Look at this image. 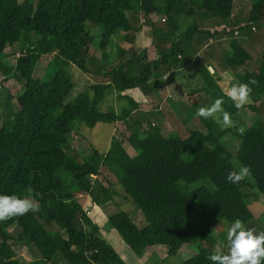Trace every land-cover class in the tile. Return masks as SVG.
Returning <instances> with one entry per match:
<instances>
[{
	"label": "trees",
	"instance_id": "obj_1",
	"mask_svg": "<svg viewBox=\"0 0 264 264\" xmlns=\"http://www.w3.org/2000/svg\"><path fill=\"white\" fill-rule=\"evenodd\" d=\"M252 1L246 22L249 28L233 22L235 0H0V72L6 79L14 77L24 83L22 91L9 98L15 107L4 102L8 110L0 122V195L33 198L40 209L0 222L2 242L33 246L44 264L57 256L67 264H126L84 208L87 196H93L84 181L103 176L105 170L116 174L125 199L142 211L148 223L138 228L125 212L108 217L110 226L136 255L148 247L165 246L175 256L184 246L211 238L207 223L201 227L184 223L172 208L175 203L200 206L215 222L242 220L231 197L247 204L243 190L249 181L232 184L226 179L235 164L223 139L234 134L233 130L209 127L208 132L191 129L185 139L176 131L166 136L161 110L151 109L149 115L160 119L151 120L143 109L148 104L137 103L126 93L135 89L151 93L150 82L161 68L173 60L176 63L180 54L208 38L240 33L242 41L231 45L224 65L229 70L247 66L252 55L243 43L253 35L255 25L264 22V0ZM139 13L152 23L162 16L169 26L155 28L154 41L159 42L138 52L122 45L131 43L130 33L137 29L129 15ZM182 16L221 21L218 24L224 27L211 32L193 25L179 32ZM91 20L98 26L97 39L89 32ZM95 39L104 67L92 70L88 56ZM166 41H170L168 47ZM16 44L20 45L19 56L11 66L5 53ZM153 50L157 58L149 59ZM112 53L118 59L115 63H111ZM42 56L53 58L38 78L32 74V63ZM76 70L100 78L87 84L92 94L86 91L71 97L77 87ZM252 79L258 85L252 86L251 103L243 109L257 114L255 104L264 99V72L249 71L241 83ZM112 94L123 105L119 111H102L101 105ZM99 123L116 124L140 162L117 137L106 153L83 141L90 152L80 159V151L71 150L73 136ZM237 136L241 146L236 160L250 167L254 186L264 197V128L243 129ZM244 224L257 233L264 231L254 218ZM11 228L15 239L8 235ZM210 254L201 249L184 264H211L206 259ZM0 264L23 263L11 253L8 258L0 257Z\"/></svg>",
	"mask_w": 264,
	"mask_h": 264
},
{
	"label": "rangeland",
	"instance_id": "obj_2",
	"mask_svg": "<svg viewBox=\"0 0 264 264\" xmlns=\"http://www.w3.org/2000/svg\"><path fill=\"white\" fill-rule=\"evenodd\" d=\"M252 3V0H235L232 16L233 22L236 23L235 26L248 25L246 22L250 15ZM129 16L134 19L133 23L138 30L136 29L137 31L135 30L130 33L131 43L126 44L124 42L122 45V47L128 50L134 49L139 52L148 46H155L159 41H154L153 30L157 27L165 29L169 26L162 16H160L158 20L155 19L156 21L153 23L150 19H145L142 13ZM178 23L179 32H184L193 25L210 30L211 32L215 31V29H222L224 27V25L218 24L222 23L221 21L214 22L213 20H202L200 17L187 18L186 16H182ZM88 24L90 35L97 39V23H95V20H91ZM252 30L253 35H249L246 40L247 43H243V47L252 55V61L247 66L240 67L236 70H229L224 65L225 59L231 54V45L242 41L240 39V33L227 34L218 36L217 38H208L198 46L193 44V47H191L188 52L180 54L176 63H174L173 60L166 68H161L158 73L159 75L152 78L150 83L153 86L151 93L146 94L140 89H135L129 91L128 94L133 95L138 102L148 104L149 107L143 108L145 110L144 112H149L151 109L154 110L160 106L164 108L162 112L165 113V120L167 117V121L169 122L168 125L167 123L162 124L163 132L166 136L176 131L181 138L185 139L188 137V131L191 129H200L204 132H208L209 127H211L212 130L232 129L235 135L231 134L224 138L223 141L233 154V162L236 166L237 152L241 146V140L237 135H239L243 129L245 130L250 127L260 126L264 128V99L255 104L259 112L253 114L249 109L238 111L227 97V92L230 87L234 83H241L249 71L254 73L264 72V22L256 24L255 28ZM249 32L248 30V33ZM96 39L91 43L89 49L90 54L88 56V67L92 70L97 67H104L103 55L98 49ZM169 42L170 41L164 42L167 47L170 45ZM19 49L20 45L17 44L15 48H12L10 52H8L10 55H5V57H7L6 61H8L11 66L14 65L13 59L15 58V53L19 51ZM52 58L53 56H42L38 61H34L32 63V74L38 78H42ZM111 58V63L118 61L116 55L113 53L111 54ZM156 58V51L153 50L149 52V59ZM209 67L214 69V74H209ZM75 73L77 87L73 90L71 97L86 91L92 94L90 86L87 84L99 82L100 78L85 74L79 70H76ZM23 85L24 83L22 80L14 77L6 79L0 72V122L7 116L8 109L4 106V102L10 101V104L15 107L13 105V103H15L14 100H9V98L12 96L16 97L22 91ZM180 92L183 93L180 94ZM169 95H171V97H169ZM167 98L170 101L163 103ZM217 98L224 99L223 108L230 113L231 119L235 122V127L223 128L221 124L217 123L214 119L199 120L195 116L198 108L210 106ZM250 103L251 101L249 99L248 104ZM121 105H123V103L117 100L115 95L112 94L109 95L106 101L101 105V109L102 111H119ZM171 106L172 108L170 110ZM227 107H230V109ZM167 109L170 111L168 110L169 112H167ZM218 115H220L222 119V114ZM148 117L151 118V120H160L158 115L155 118L151 115H148ZM120 134L121 131L116 124L99 123L93 129L83 127L82 133L73 136L71 150L80 151L79 157L82 159L81 156L83 153L90 152L89 147L82 144L84 141L85 144H88V142L93 143L99 152L106 153L110 149L112 138L117 137L122 141L128 153L140 162L135 149L127 140L122 138ZM70 155H74V153L70 152ZM247 180L249 181V186L243 190L244 194L247 195V204L237 196L231 197V200L241 213L243 223L244 221L254 218L264 227V197L260 194L259 190L255 188L252 177ZM84 182L87 183L89 191L93 192L92 197L87 196L86 199L88 202L84 207L89 212V215H87L89 217L93 215L91 218H94V221L101 226V235L103 239L107 241L124 260H128L129 258L126 252L136 258L137 256L133 254L123 242L118 232L110 226L108 217L118 212H125L138 228H145L148 223L142 211L131 201L125 199V194L121 191L122 188L117 183L115 173L105 170L103 176L99 178L93 177L89 179L88 182L87 180ZM107 189L108 191L110 189L111 193H107ZM172 208L177 216L186 224H193L201 227L204 223H207L211 228V238L201 243L192 242L184 246L175 256H170L167 248L163 250L164 247H148L149 250L146 251L145 259L141 264H184L185 261L196 256L201 249L213 253L215 245L220 241L226 240L227 228L230 226V223L224 220L215 222L207 214L202 212L200 206L195 209L185 203H175L172 204ZM215 228L216 230L213 231ZM50 229L56 230L55 228ZM14 231V228L8 230V235L13 239L16 238ZM153 250L156 251L153 252ZM11 253H14L16 258L23 264H44L45 262L41 259L38 251L33 246L14 241L6 245L2 242L0 237V257L8 258ZM49 264L67 263L61 256H57L55 260Z\"/></svg>",
	"mask_w": 264,
	"mask_h": 264
},
{
	"label": "clouds",
	"instance_id": "obj_3",
	"mask_svg": "<svg viewBox=\"0 0 264 264\" xmlns=\"http://www.w3.org/2000/svg\"><path fill=\"white\" fill-rule=\"evenodd\" d=\"M208 72L212 75L214 69L209 67ZM256 85L258 81L252 79L247 83H234L230 87L227 97L237 110L243 109L248 104L252 86ZM223 105L224 99L217 98L210 106L198 108L195 116L214 119L223 128L235 127V122L231 119L230 113L224 110ZM218 114H222V119ZM251 176L250 167L237 162L236 166L227 173L226 179L229 183L239 184ZM39 210L38 202L33 198H22L15 194L0 195V222ZM206 259L211 261V264H261L264 261V231L257 233L255 228H246L243 221L237 218L227 228L226 240L218 242L214 252Z\"/></svg>",
	"mask_w": 264,
	"mask_h": 264
},
{
	"label": "crops",
	"instance_id": "obj_4",
	"mask_svg": "<svg viewBox=\"0 0 264 264\" xmlns=\"http://www.w3.org/2000/svg\"><path fill=\"white\" fill-rule=\"evenodd\" d=\"M17 45V44H16ZM15 45V46H16ZM15 46H13V47H11V48H8V50H7V52L5 53V55H10V53H8V52H10V50L12 49V48H15ZM5 58H7V57H5ZM151 83V82H150ZM150 87H151V89H152V85L150 84ZM129 92V91H128ZM128 92L126 93V94H128ZM169 94V93H168ZM130 96H132L133 97V95H130ZM115 98L117 99V97L115 96ZM134 98V97H133ZM118 100V99H117ZM134 100L137 102V103H140V102H138L137 100H136V98H134ZM168 102V101H170V100H168V98L167 99H165L164 101H163V103H165V102ZM122 106V105H121ZM171 108H172V106L170 107V110H171ZM156 109H159V110H161V112H162V110L164 109V108H162L161 106L159 107V108H156ZM174 109V108H173ZM169 109H167L166 111L167 112H169L168 111ZM146 114L145 115H149V112H145ZM163 113V112H162ZM136 114V113H135ZM163 116L165 117V113H163ZM164 123H167V125H168V121H167V117H166V120H165V122ZM163 123V124H164ZM87 200V199H86ZM88 202V200L86 201V203ZM85 203V204H86ZM85 208V207H84ZM93 216V215H92ZM91 216V217H92ZM90 217V218H91ZM93 221H94V218H91ZM95 222V221H94ZM95 223H97V222H95ZM98 224V223H97ZM99 225V224H98ZM100 226V225H99ZM100 228H101V226H100ZM101 230H102V228H101ZM128 247V246H127ZM154 247H164L163 248V250H165V246H154ZM129 248V247H128ZM130 249V248H129ZM123 250V249H122ZM147 250H149V248H146L145 250H144V252L141 254V255H136L137 257L136 258H134L133 256H131V255H129L127 252H126V254L129 256V258H128V260H124L121 256V259L126 263V264H141V263H143V260L145 259V253H146V251ZM168 250V249H167ZM154 251H156V250H153V252ZM132 252V251H131ZM134 254V253H133Z\"/></svg>",
	"mask_w": 264,
	"mask_h": 264
},
{
	"label": "built area",
	"instance_id": "obj_5",
	"mask_svg": "<svg viewBox=\"0 0 264 264\" xmlns=\"http://www.w3.org/2000/svg\"><path fill=\"white\" fill-rule=\"evenodd\" d=\"M235 34H238V32H235ZM15 56H19V51H17L15 53ZM183 92H180V94H182ZM169 97H171V95H169ZM86 213L89 215V212L85 209Z\"/></svg>",
	"mask_w": 264,
	"mask_h": 264
}]
</instances>
